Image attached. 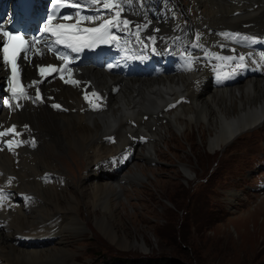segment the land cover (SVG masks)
Instances as JSON below:
<instances>
[{"label":"bare ground","instance_id":"bare-ground-1","mask_svg":"<svg viewBox=\"0 0 264 264\" xmlns=\"http://www.w3.org/2000/svg\"><path fill=\"white\" fill-rule=\"evenodd\" d=\"M38 1L42 3L45 0ZM196 1L200 6L198 10L201 11L196 20L197 28H204L202 31L204 35H206V31H209L210 35L230 39L224 34L239 36L247 32L250 34L264 33V0H210L214 15L213 13L205 14L202 10L205 8L204 2L208 0ZM127 4V7L121 5L118 8L121 17L126 20L132 18L141 21L137 17L139 10L130 7L131 2H127ZM194 7L197 10V5L194 4ZM145 13H148V10H145ZM217 14H220V17ZM210 21L219 23V25L211 28ZM206 41L216 43L210 39ZM178 68L179 72H174L173 69L161 67L160 70L154 71L155 76L150 70L137 68L133 75L139 74V77L124 78L104 73L99 69L89 71L87 79H92L96 87L101 90H109L112 85L117 83L121 86L110 96L108 109L103 113H79L75 110L81 108L79 92L54 83L51 86L59 90L56 99L63 102L62 109L53 107V101L48 99L49 108L35 103L28 105L25 110L13 109L12 115L6 112L0 114V127L7 129L8 126L15 124L22 136L18 156H14L6 147L3 152H0V168L6 169V166L11 164L12 160L7 156L11 155L19 162L16 168L18 174L22 175L25 172L34 182L30 184L24 178L17 177L15 182L18 185L10 186L11 184L6 185V183L9 179L15 178L0 175V186L5 188L0 191V197L3 196L2 199H5L6 203L0 213L4 212L15 216L10 226L6 224L7 232L12 231L13 238L16 240L24 238L32 246L29 249H23L22 243L12 242L11 239L8 241L11 236L2 232L5 230L1 229V224L7 222V218L2 214L0 216L2 219V221L0 220V264L1 262L24 264L23 261L26 258L32 259L31 261H40L41 254L52 253L51 251H37L40 240L44 237H52L53 241H60L62 236L57 233V229L64 234L67 232L72 234L81 232L84 228V223L78 215L80 208L78 199L64 196L62 200L55 195L50 197L47 194L49 196L47 197L43 194L42 186L38 181L43 175L47 180L55 174L49 164L53 155L70 153V149L74 148L82 155L85 153L88 160L93 159L89 165H94L93 167H96L97 171L92 170V166L87 167L91 170L80 181L78 191L80 195L89 199L88 205L91 208L89 216L95 217L100 230L108 234L113 243L115 240L117 242L124 241V248H129L133 246L132 243L126 238L119 240L115 236L117 233L114 232L115 228L112 222L116 219L117 214H114L116 209H114L112 198L120 193L121 180L130 179L133 181L138 176L142 178L143 175L139 171L131 176L124 177L122 174L124 172L122 170L135 160L137 152L139 158L141 155L140 159L153 163L154 159L158 158L157 150L165 141L167 131L172 129L182 135L185 134L188 123L202 121L205 131H207L205 137L207 141L201 140V144L203 145L205 142V147L215 153L230 141L234 142L244 132L251 131L264 122V76L247 79L230 88H220L207 81L208 73L204 72V67H201L195 75L184 74L180 67ZM126 73H129V69L126 70ZM3 75L5 73L2 72L0 66V82ZM208 90L211 91L209 96L207 95ZM184 95L183 102H175L174 107L169 104ZM193 101L197 103L193 105ZM168 104L167 111L173 108L175 111L164 113L163 110ZM68 106L71 107V111L65 113ZM164 121H166V125L163 124ZM131 122H134L133 126L130 125ZM25 123L30 124L28 130H32L31 136L25 133ZM35 137L39 143L36 146L34 145ZM23 143L26 145L24 146ZM131 152L133 154L126 166H121L125 156L130 155ZM41 154L47 156L36 159ZM2 157H5L6 160ZM30 157L33 159V163L32 165L31 163L27 164L32 167L20 169L21 162L28 161ZM84 159L87 162L85 157ZM182 170L186 178L193 177L192 171L188 167L185 166ZM40 172L42 173L40 174ZM93 179L95 182L92 184L89 181ZM62 181L64 186L68 185L66 179H62ZM108 181L112 183L109 184ZM6 189L11 190L12 193L6 192ZM88 189L91 191V198H89ZM260 190L261 188L259 192ZM263 193H261L262 196ZM18 196L21 199L18 200ZM31 197H37L38 202L33 204L30 201ZM97 208H100V213L95 211ZM31 211L43 216L51 215L49 218L58 213L55 215L57 220L52 223H47L49 222L47 221L43 227H38L32 218L33 214H30ZM49 243L51 244V242ZM136 244L139 245L137 242ZM139 246L144 252L149 250L145 243Z\"/></svg>","mask_w":264,"mask_h":264},{"label":"rangeland","instance_id":"rangeland-1","mask_svg":"<svg viewBox=\"0 0 264 264\" xmlns=\"http://www.w3.org/2000/svg\"><path fill=\"white\" fill-rule=\"evenodd\" d=\"M194 3L198 10V2L194 0ZM204 5L202 10L205 14H212L210 0ZM217 16L220 17V14ZM209 25L214 28L219 23L210 21ZM206 32V40H222L226 43L232 40ZM210 94L208 90L207 95ZM195 101L193 105L197 103ZM163 124L166 125V121ZM203 125L202 121L188 123L182 135L172 129L167 131L165 141L158 147V158L153 163L140 159L141 155L139 158L137 152L135 160L122 170L124 177L134 175L136 171L143 175L133 181L121 180L122 189L112 198L116 209L114 214H117L112 222L117 233L115 236L119 240L126 238L132 243L133 246L129 248H124V241L115 240L117 244L113 243L109 235L100 230L95 217L89 216V199L78 191L85 174L91 169L97 171L94 165H89L93 159L88 160L83 153L86 162L74 148L70 149V153L53 155L50 167L55 175L66 179L68 185L63 187L62 181L54 179V175L47 180L43 175L38 181L43 194L47 197L55 195L62 200L64 196L78 199V215L84 228L81 232H73L75 234H64L57 229V233L62 236L59 239L61 242L44 237L37 245V251L52 253L41 254L40 261L26 258L24 264H171V259L179 264H264V193L263 188L260 192L257 188L259 181L264 180V122L215 153L204 145L207 131ZM201 140L205 141L203 145ZM34 145H37L36 141ZM7 156L12 160L11 164L6 169H0L15 179H9L6 185L17 186V177L34 183L27 173L18 174L16 168L19 162L11 155ZM45 156L41 154L36 159ZM29 160L21 162L20 169L32 167L33 159L30 157ZM90 166L91 169H88ZM185 166L192 171L191 179L183 173L182 168ZM89 182L93 184L95 180ZM6 192L12 193L11 190ZM87 192L91 198V191L88 189ZM30 201L36 204L38 198L31 197ZM99 209L95 211L99 212ZM2 214L10 226L15 216L4 212L0 216ZM30 214H33L32 218L38 227H43L47 221H56L55 215H58L52 214L49 218L51 215L43 216L34 211ZM6 227L1 226L5 230L2 232L11 236L12 231L8 233ZM10 239L22 243L23 249L32 247L24 238V241L12 236L8 241ZM136 242L139 245L145 243L149 250L142 251Z\"/></svg>","mask_w":264,"mask_h":264},{"label":"snow or ice","instance_id":"snow-or-ice-1","mask_svg":"<svg viewBox=\"0 0 264 264\" xmlns=\"http://www.w3.org/2000/svg\"><path fill=\"white\" fill-rule=\"evenodd\" d=\"M54 5L61 4L63 3V0H52ZM125 3H127V0H124ZM85 4H91V5H101L103 9L106 10H114L118 9L121 7L119 3H116L115 0H74L69 6L71 7H76L79 8L80 11L83 10V5ZM93 10L99 11V8H94ZM77 19L73 24H63V23H57L55 26H51L52 21L56 20L57 17L55 13L48 18V24L45 25V32L51 33L53 36L56 37L54 44L56 45H61L64 44L66 47L71 48L73 51H79L78 47H75L76 44L79 43H86L89 40L93 39H103L104 34L107 32V30L110 27H116L119 28V24L114 23L113 19H109L106 21H102L100 26L97 27H90V28H77V25L81 22V20H87L89 22H94L96 19H100V17H80L79 11L76 13ZM120 16V12L116 11L115 12V17L118 18ZM71 16H61V20H68L71 19ZM123 25L125 27L128 26L129 21L126 19L122 21ZM83 33V34H81ZM226 37H230L232 39H236V36L232 34L225 33L224 34ZM0 36L6 38V41L3 45V61L5 65H10L11 66V72H12V78L16 81V86L12 88L13 95H17V93H23L24 89L19 86V68L17 65V59L20 57L21 53H25V59H26V54L28 51L32 50L31 46H34L36 44L40 43V40L34 39L31 41V46L30 42L22 35V34H13L9 31H4L0 29ZM111 39H116L114 35H110ZM154 39V38H153ZM240 39L245 40V41H252L253 38L243 36L240 37ZM47 43V42H45ZM49 51L55 52L57 57L61 60L67 61V57L60 53L57 49L49 46L48 47ZM37 52L40 50L37 49ZM261 58L264 59V53H261ZM239 63L236 65L237 68L243 69L245 67L244 61L246 60V57L244 55H240L238 57ZM111 67V65L109 66ZM188 70L192 69V62L189 61L187 65ZM53 66L49 65L47 68H40V74L43 76L46 72L50 71H56ZM70 83H78L76 81H66ZM40 83V81H33L32 85H37ZM37 93L39 92V89H36ZM95 95V94H94ZM87 98V97H86ZM53 107L59 108L60 105H53ZM174 107V105L172 106ZM0 135H7V133H0ZM143 139V138H142ZM9 145L11 142H8Z\"/></svg>","mask_w":264,"mask_h":264},{"label":"trees","instance_id":"trees-1","mask_svg":"<svg viewBox=\"0 0 264 264\" xmlns=\"http://www.w3.org/2000/svg\"><path fill=\"white\" fill-rule=\"evenodd\" d=\"M163 264V263H162ZM171 264H179L177 261L171 259Z\"/></svg>","mask_w":264,"mask_h":264}]
</instances>
